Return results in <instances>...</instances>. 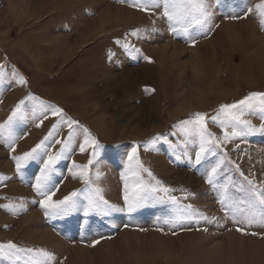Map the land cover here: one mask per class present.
<instances>
[{
  "label": "rangeland",
  "instance_id": "374dc122",
  "mask_svg": "<svg viewBox=\"0 0 264 264\" xmlns=\"http://www.w3.org/2000/svg\"><path fill=\"white\" fill-rule=\"evenodd\" d=\"M261 2L205 0V15L176 0L169 19L168 0H0V245L23 250L0 264H264V131L224 140L244 128L233 115L264 125V100L238 103L264 93ZM208 49L211 63L195 65ZM196 113L214 139L181 123ZM37 144L17 171L13 157ZM125 185L147 189L131 212ZM73 192L67 214L45 216L41 201Z\"/></svg>",
  "mask_w": 264,
  "mask_h": 264
},
{
  "label": "snow or ice",
  "instance_id": "6c2138e0",
  "mask_svg": "<svg viewBox=\"0 0 264 264\" xmlns=\"http://www.w3.org/2000/svg\"><path fill=\"white\" fill-rule=\"evenodd\" d=\"M196 6L201 9L205 15H208L207 11H206V4H205V0H195ZM171 7L173 9H175L176 11L170 12L168 10V8ZM183 5H178L176 3V0H168V4L166 6V9L164 11V16L168 17L169 19H171L174 15L177 14V12L179 11L180 8H182ZM258 8H264V0H262L261 4L257 5ZM23 79H21V83H23ZM257 99H261L264 100V93H257V92H253L250 93L248 96H246L244 99L240 100L238 103L239 105H245V104H249L252 101H255ZM23 104V101H21L19 104H17L16 109L13 110L12 115L9 117V121H11L13 119V117H15L17 115V111L20 108V105ZM237 105L232 104V105H221L220 107V112H227L230 109H234L236 108ZM62 113V110L59 108H55L53 109L52 114L53 115H59ZM196 120L195 121H182V124H190V123H197L200 125L201 128V134L202 135H207L210 139H214L212 137L211 133L207 132V129L204 125V115L201 113H196ZM215 119V118H213ZM232 119L237 121L239 124H242L244 126L243 129H241L240 131L236 130V127L233 126V130L231 131V133L225 132L224 133V140L227 141L229 139H231L232 137H236L239 135H243L245 131L247 132H257V131H264V125L261 126V128H255L254 126L251 125V123L249 121H243L240 120V118L238 116L233 115ZM74 121H68L69 124V128L72 127V125L74 124ZM3 126L0 125V128H2ZM37 127H39V125H37ZM53 128H56V125H53ZM87 131V130H85ZM69 137H71V132H69ZM57 143H60V141H57ZM85 143H88V141H85ZM91 144L95 147V148H99V145L97 144V142L93 139L91 141ZM40 147L39 144L36 145V148H33L30 152H26L21 156H15L13 157L15 163H16V169L17 171H20L23 164L26 163L29 159H33L34 156L33 154L36 152V150ZM85 150L84 145H81L80 151L83 152ZM205 151V149L203 147H201V151L198 152L196 154V162L199 163L200 162V158H201V153H203ZM95 154V153H94ZM59 159V153H57L56 155H49L48 159L44 161L43 167L40 170V176L37 177L36 180V184L33 186V190L36 191L38 194L40 195H45L42 191L41 188L43 186V181H46L48 178V173L51 171L52 169V165L56 162V160ZM128 159L130 162L134 161L135 164L139 167H143L136 155V149H133L132 152L129 154ZM89 163H92L91 158L89 159ZM86 168V166H85ZM144 171H146L148 173V175L150 177H152L153 180H155V177L152 176V173L147 170L144 169ZM213 172H215V169H213ZM73 175H76V173H73ZM86 173L85 172H81L80 176L82 179H84ZM87 183V181H85ZM208 183H211V180L208 181ZM251 183V182H249ZM156 184L159 185L160 181L156 180ZM161 191L163 192H168L169 189L164 188L163 186H161L160 188ZM147 189L145 188L144 185H138L133 187L131 190H129L128 185H125V190H124V195H123V200H124V204L127 208V211L131 212L133 211L135 208L139 207L142 200L145 197ZM151 191L155 192L157 191L156 188H152ZM96 193L99 196L100 193V189H96ZM76 195L75 192L71 193L69 196H65L63 199L61 200H57V201H52L51 200V196H47V198L43 201H41V208L45 210V216H48L49 214H54V215H63V214H67L71 208L74 206V201L72 200V197H74ZM262 197H264V193L261 194ZM100 201L102 202L103 205H106L109 208H116L115 205H109L108 201L104 200L102 196L99 197ZM173 200V202H175V198L172 197L171 198ZM260 204L264 205V198L260 199ZM93 203H95V201H93ZM99 206V205H97ZM190 207V206H189ZM249 222L251 223L252 221L249 220ZM238 231H240V229H237ZM253 235H255V233H253ZM5 249H15L17 251H23L22 249H16V245L12 242H8L6 245H0V255H2L5 251ZM27 251L31 252V249H28ZM43 255L47 256L49 255L47 252H42Z\"/></svg>",
  "mask_w": 264,
  "mask_h": 264
},
{
  "label": "bare ground",
  "instance_id": "6f19581e",
  "mask_svg": "<svg viewBox=\"0 0 264 264\" xmlns=\"http://www.w3.org/2000/svg\"><path fill=\"white\" fill-rule=\"evenodd\" d=\"M112 8H109L108 10H111ZM114 10H115V12L118 14L119 13V11L120 10H118V9H115L114 8ZM128 15V17H132L133 16V14L132 13H129V12H123V13H121V14H118V15ZM173 45V48H172V51H171V53H170V57L171 56H176L175 54L179 51V49H180V46H178V45H175V44H172ZM168 49H169V46L167 45V46H164L163 48H162V51L164 52V53H166V51H168ZM263 50V49H262ZM212 52V51H211ZM259 53V52H258ZM208 54H210V51H209V49H208V51H206V52H203V53H201V55H200V57H198V55H197V53L196 54H194V58L195 59H192V61H193V63L195 64V65H202L205 61H209L210 63H211V59L209 60V55ZM263 55H264V51H261L260 52V58H259V64H261V65H264V59H262V57H263ZM197 56V57H196ZM181 66V65H180ZM204 70H207V68L206 67H204L203 68ZM193 108H195L193 105H191V104H189L188 106H187V108L185 109V110H183V112H181V113H179V114H182V113H184V112H186V111H189V110H192ZM77 252V251H76ZM76 252L74 253V255H73V261H76V262H78V260H76V256L78 255V254H76ZM78 256H80V255H78ZM83 257V256H82ZM84 258V257H83Z\"/></svg>",
  "mask_w": 264,
  "mask_h": 264
}]
</instances>
